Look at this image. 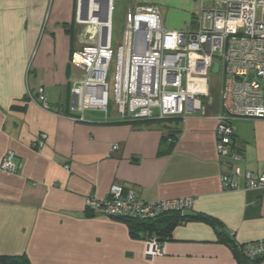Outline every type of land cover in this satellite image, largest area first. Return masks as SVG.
I'll use <instances>...</instances> for the list:
<instances>
[{
  "label": "crops",
  "instance_id": "obj_1",
  "mask_svg": "<svg viewBox=\"0 0 264 264\" xmlns=\"http://www.w3.org/2000/svg\"><path fill=\"white\" fill-rule=\"evenodd\" d=\"M76 7L77 0H0V164L11 151L18 166L16 173L0 168V264L13 256L24 264H264V257H236L228 244L264 239V188L244 189L240 178V188L222 189L219 105L164 124L92 112L71 118L70 84L79 71L70 66L66 76V65L84 44ZM160 12L166 28L192 29L175 8ZM39 88L50 110L28 100L27 92ZM230 125L241 165L264 172V119ZM40 134L41 147L33 143ZM112 184L142 200L193 196L183 213L212 222L180 221L148 258L147 230L85 206L86 196L105 198Z\"/></svg>",
  "mask_w": 264,
  "mask_h": 264
},
{
  "label": "built area",
  "instance_id": "obj_2",
  "mask_svg": "<svg viewBox=\"0 0 264 264\" xmlns=\"http://www.w3.org/2000/svg\"><path fill=\"white\" fill-rule=\"evenodd\" d=\"M202 8L195 29L171 30L162 22L158 5L128 6L120 43L112 47L113 0H77L75 20L83 26L84 44L71 55L77 69L70 84L73 120L101 111L109 118L111 106L106 81L115 58L112 100L115 119L135 121L182 118L203 112L201 96L210 92V78L219 79V111L216 115V155L226 171L220 175L224 190L264 188V172L244 168L242 157L230 142V121L236 118L264 119V0H213ZM218 69L212 72L214 62ZM28 100L50 110L42 88L27 92ZM40 134L33 142L41 147ZM116 144L112 149H116ZM14 154L4 155L0 168L16 173ZM193 196L142 200L132 189L112 184L105 198L88 195L85 206L92 214L110 218L149 219L172 211H186ZM250 260L264 257V239L239 244ZM155 238L146 240L144 255L161 252Z\"/></svg>",
  "mask_w": 264,
  "mask_h": 264
},
{
  "label": "rangeland",
  "instance_id": "obj_3",
  "mask_svg": "<svg viewBox=\"0 0 264 264\" xmlns=\"http://www.w3.org/2000/svg\"><path fill=\"white\" fill-rule=\"evenodd\" d=\"M135 0H113V9L111 14V39H112V47L115 49L117 44L120 43L122 31L124 28V16L125 12L128 8L129 2L133 3ZM213 0H151L152 4L158 5L160 11H165L170 8H175L179 15L184 19H188L189 27L192 29L198 26L199 16L202 8H209L212 6ZM192 20V22H191ZM83 26H79L78 30L82 32ZM115 69V58H112L108 75L106 81L108 83V93L109 99L111 101V106L108 110L109 116H114L117 114L115 104L112 100V87H113V74ZM200 100L203 105L217 106L219 103V79L215 74H212L210 78V92L208 96H201ZM98 117H104L103 112L94 111L92 112ZM162 121L161 120L160 124Z\"/></svg>",
  "mask_w": 264,
  "mask_h": 264
},
{
  "label": "trees",
  "instance_id": "obj_4",
  "mask_svg": "<svg viewBox=\"0 0 264 264\" xmlns=\"http://www.w3.org/2000/svg\"><path fill=\"white\" fill-rule=\"evenodd\" d=\"M18 108L22 109L23 106H19ZM192 218L204 219L212 222L211 220H209L204 216H199V215L192 216L187 213L186 214L183 213V211L167 212L149 219H130V218H121V219L126 221L131 229L143 228L144 230H147L149 232V238L153 237L161 244V242L164 240L163 237H166L169 234L170 230L174 225H176L180 221H185ZM151 233H154L155 235L153 236L151 235ZM228 244L230 246L231 251L234 253L236 257L243 256L248 260V258L243 254V252L239 250L238 245L240 243H237L229 238ZM257 259L258 258L253 260H257ZM1 260L4 261L6 264H24V262L26 261V259L23 256L1 257Z\"/></svg>",
  "mask_w": 264,
  "mask_h": 264
},
{
  "label": "water",
  "instance_id": "obj_5",
  "mask_svg": "<svg viewBox=\"0 0 264 264\" xmlns=\"http://www.w3.org/2000/svg\"><path fill=\"white\" fill-rule=\"evenodd\" d=\"M217 69H218V63L215 61V62L213 63L212 72L215 73V72L217 71ZM69 71H70V63H68V64L66 65V76L69 75Z\"/></svg>",
  "mask_w": 264,
  "mask_h": 264
}]
</instances>
